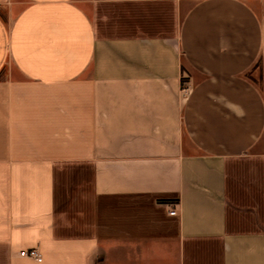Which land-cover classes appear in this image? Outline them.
I'll return each instance as SVG.
<instances>
[{
    "label": "crops",
    "instance_id": "1",
    "mask_svg": "<svg viewBox=\"0 0 264 264\" xmlns=\"http://www.w3.org/2000/svg\"><path fill=\"white\" fill-rule=\"evenodd\" d=\"M0 264H264V0H0Z\"/></svg>",
    "mask_w": 264,
    "mask_h": 264
},
{
    "label": "built area",
    "instance_id": "2",
    "mask_svg": "<svg viewBox=\"0 0 264 264\" xmlns=\"http://www.w3.org/2000/svg\"><path fill=\"white\" fill-rule=\"evenodd\" d=\"M176 214H177L176 210L171 212L172 216H176ZM21 255L29 259L37 260V261H42L43 259L41 253L36 248L31 249V250H24L22 251Z\"/></svg>",
    "mask_w": 264,
    "mask_h": 264
},
{
    "label": "rangeland",
    "instance_id": "3",
    "mask_svg": "<svg viewBox=\"0 0 264 264\" xmlns=\"http://www.w3.org/2000/svg\"><path fill=\"white\" fill-rule=\"evenodd\" d=\"M7 73H8V71H7V69H6V70H4V72H2V75L4 76V75H6ZM189 90H190V89H189L188 86H185V87H184V92H185V93H187Z\"/></svg>",
    "mask_w": 264,
    "mask_h": 264
}]
</instances>
